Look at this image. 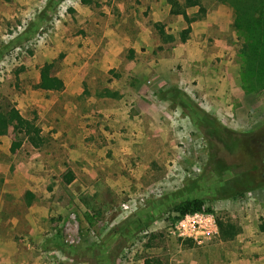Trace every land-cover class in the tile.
Segmentation results:
<instances>
[{"label":"rangeland","instance_id":"374dc122","mask_svg":"<svg viewBox=\"0 0 264 264\" xmlns=\"http://www.w3.org/2000/svg\"><path fill=\"white\" fill-rule=\"evenodd\" d=\"M57 1L40 0L31 9L23 4L19 18L0 14V109L17 108L45 138L40 147L23 142L11 152L12 129L0 135V191L5 187L30 199L26 185L33 183L35 194L51 202L47 219L57 240L45 236L44 243H35V259L39 264H264V232L258 228L264 219V90L243 86V36L232 27L233 9L204 0L206 15L192 20L198 7H187L188 22L171 13L168 0H118L112 9L89 13L112 28L103 33L77 23L72 0ZM176 1L181 9L185 0ZM14 3L0 0V11L16 12ZM54 19L62 24L59 31ZM156 22L176 41H165ZM184 29L188 38L182 42ZM114 33L126 39L114 48L117 60L100 61L96 55L105 49L107 35L118 38ZM57 35L68 42L88 36L98 43L92 54L89 45L83 51V80L74 87L85 90L86 84L89 93L108 88L120 97L93 103L87 95L64 91L52 103L58 94L33 95L41 57L53 62V74L66 85L79 66L73 57L81 45L74 51L53 46ZM47 44L54 49L39 56ZM175 87L189 98V111L179 97L169 99ZM218 127L237 137L233 151L234 138H222ZM70 173L74 178L68 183ZM187 196L205 198L215 217L229 218L241 232L233 240L217 235L203 245L171 237L165 209ZM2 207L25 214L23 202ZM86 212L94 216L90 225ZM71 215L73 243L65 230ZM143 221L159 229L136 234Z\"/></svg>","mask_w":264,"mask_h":264},{"label":"trees","instance_id":"16d2710c","mask_svg":"<svg viewBox=\"0 0 264 264\" xmlns=\"http://www.w3.org/2000/svg\"><path fill=\"white\" fill-rule=\"evenodd\" d=\"M57 1V0H56ZM62 1V0H61ZM171 3V13L172 14H182L185 19L189 22V17H187L186 8L187 7H198L197 15L192 20H198L204 17L207 13V8L204 4V0H185L181 9H178L179 3L176 0H168ZM219 4L229 6L233 9V21L232 27L243 36V49L242 54L244 55L241 66L242 74L245 78L243 81V86L247 91L260 92L264 90V0H216ZM59 2V1H57ZM63 2V1H62ZM84 3H91V0H83ZM49 6V5H48ZM155 28L159 31L160 35L165 41L175 42L176 39L173 35L165 32L163 25L160 22L154 23ZM187 29L180 32V38L182 42H185L187 37ZM54 64L51 61H45L39 68V80L33 85L35 90H46V91H61L64 89V81L53 74L52 68ZM88 90L85 84V90L83 94H87ZM169 99L173 101V98H180L181 106H183L189 111V98L177 87L170 88ZM99 96H107L112 98L120 97L117 91H112L108 88L102 90ZM165 99H168L165 97ZM201 111V110H197ZM200 116L203 117L204 113L199 112ZM208 117V116H207ZM205 117V118H207ZM202 122L205 120L212 124V119H199ZM211 126V125H210ZM12 129L15 139L12 141L10 150L15 152L21 147L23 142H28L33 147H40L45 142V138L41 133L40 127L36 125L35 121L32 119L25 118L21 115L19 110L15 107H9L5 110L0 109V135H4L9 130ZM222 138H227L228 140L234 138L231 142L230 140V150L232 142L237 138L232 132L226 129H218ZM216 133V132H215ZM74 176L72 173L65 176L66 182H71ZM27 196L32 197V193L27 192ZM243 193L239 192L238 197H242ZM211 212L214 213L213 208L207 205V200L203 197L198 196H187L179 201L174 202L169 205L165 212L167 214L166 220L174 223L176 220L181 218L187 213L194 212ZM92 216L90 213H85V219L87 222L92 224ZM218 224V237L223 241L233 240L240 232L241 228L229 218L216 217ZM152 221H154L152 219ZM150 221L142 223L139 225L136 234H142L149 229ZM258 228L260 231L264 232V219H261ZM134 233V232H133ZM152 235L153 233L148 231L144 233L145 236ZM143 235V234H142ZM187 241V240H186ZM190 241V240H188ZM125 242H122V245ZM144 264H149L148 260H145Z\"/></svg>","mask_w":264,"mask_h":264},{"label":"crops","instance_id":"0c3cea01","mask_svg":"<svg viewBox=\"0 0 264 264\" xmlns=\"http://www.w3.org/2000/svg\"><path fill=\"white\" fill-rule=\"evenodd\" d=\"M42 1V0H41ZM40 0H15L14 4H17V11L16 12H7L4 13L3 11H0V14L7 15L8 18H19V16H22V13H18V11H21L22 5L27 4V8L33 7L34 5L39 4ZM118 0H91V3L84 4L80 0H72V6L74 7L75 11L77 12V15H75L77 23L81 27H88V26H95L97 28H101L103 31L109 32L112 28L107 26L108 23L102 22L97 16L89 17V13L91 10H96L95 13H98V11H102L103 9L108 10L109 8H114L117 6ZM13 7V5H12ZM15 7V5H14ZM28 10V9H27ZM2 19V18H0ZM60 21V20H59ZM59 21H56L54 19V27L57 28L59 31V28L62 26V24L59 23ZM118 38H111L107 35L108 41L105 42L103 50H101V53L99 55H96L100 61H111V60H117V52H115L114 48L115 46H122L123 43L126 41V39L119 35L114 33ZM56 40L53 41L54 45L56 47H62L65 45H68V47H71V51L77 50L78 45H81V48L79 49L80 53L77 57H73V60H76V63L80 66L76 67L75 69L71 70V77L68 79V84L66 85V81L63 77H60L66 87L63 91H46V90H35L33 91L34 94H50L55 93L56 98H52V103L55 102L57 97H59L62 92L67 91L69 95H72L73 97H79L81 95H87L88 102H97L99 99H107V96H99V93L102 91H98L96 93H84L83 87H74L73 82H82L83 80V71H82V64L84 63V56L86 54L83 53L85 51V48L89 45V50L94 52L96 50L92 49L94 45H98L95 41H92L88 36L82 37V35L75 36L74 38L70 39L68 42V39L64 40V36H56ZM3 39H0V42H2ZM77 44V45H76ZM71 45V46H70ZM52 45H42L41 50L37 52V54L40 56L41 53L46 55L47 53H50L54 47ZM88 49V48H87ZM94 50V51H93ZM76 53V52H74ZM96 57V58H97ZM75 58V59H74ZM46 61L45 57H41L40 62L44 63ZM99 61V62H100ZM35 62V60H34ZM98 63V62H95ZM102 70H107L106 64L101 65ZM75 85V84H74ZM89 95V96H88ZM121 115H124V112L121 110ZM124 118V117H123ZM34 184L31 185L27 184L26 188L33 194V196L30 199L20 198V196H16L13 194L10 190L6 189L5 187H1L2 190L0 191V264H39L41 261H39V258L35 259V243L42 242L44 243L43 239L45 236H53L48 239H52L54 243L56 242L55 232L56 228L51 226V222L47 219L48 218V210L50 209L49 203L50 199L48 197H43L42 199L39 198L37 194H35ZM6 191V192H5ZM17 203H24L25 205V214L21 215L14 210H9L8 212H3V204H15ZM159 229L158 224H153L149 227L150 232H155ZM21 237H24V239L27 241L26 244L19 243L18 241H21ZM112 243V242H111ZM29 253L27 255L26 259H21L20 256L18 257V254L20 253ZM43 264V263H42ZM139 264H143L140 263Z\"/></svg>","mask_w":264,"mask_h":264},{"label":"built area","instance_id":"2783aa9c","mask_svg":"<svg viewBox=\"0 0 264 264\" xmlns=\"http://www.w3.org/2000/svg\"><path fill=\"white\" fill-rule=\"evenodd\" d=\"M39 39H43L39 37ZM124 210L128 209L127 205H123ZM76 226L74 215L70 216V220L66 222L65 230L67 241L74 242L71 232ZM168 234L179 240H190L198 245H203L214 239L218 235V224L216 217L211 212H194L187 213L174 223L169 222L166 224ZM149 231V230H148ZM145 231L144 233H147ZM142 233V234H144Z\"/></svg>","mask_w":264,"mask_h":264}]
</instances>
